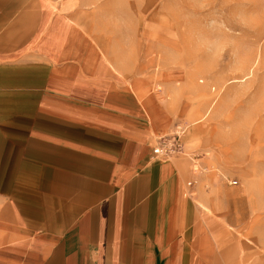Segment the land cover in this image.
<instances>
[{
	"label": "crops",
	"instance_id": "crops-1",
	"mask_svg": "<svg viewBox=\"0 0 264 264\" xmlns=\"http://www.w3.org/2000/svg\"><path fill=\"white\" fill-rule=\"evenodd\" d=\"M51 33L43 0H0V264H235L240 234L196 239L197 167L152 155L164 120L105 58L52 61Z\"/></svg>",
	"mask_w": 264,
	"mask_h": 264
},
{
	"label": "rangeland",
	"instance_id": "rangeland-1",
	"mask_svg": "<svg viewBox=\"0 0 264 264\" xmlns=\"http://www.w3.org/2000/svg\"><path fill=\"white\" fill-rule=\"evenodd\" d=\"M43 5L52 61L105 58L134 101L166 123L152 137L154 148L159 140L178 141L182 151L174 157L197 167L185 181L197 212L201 193L208 198L206 220L197 213V241H208L211 251L224 231L238 233L235 264L264 260V0ZM140 126L150 128L144 120Z\"/></svg>",
	"mask_w": 264,
	"mask_h": 264
},
{
	"label": "built area",
	"instance_id": "built-area-1",
	"mask_svg": "<svg viewBox=\"0 0 264 264\" xmlns=\"http://www.w3.org/2000/svg\"><path fill=\"white\" fill-rule=\"evenodd\" d=\"M182 148L178 144V141H162L159 140L157 148L152 149L153 156H159L162 158L171 157L181 154ZM192 182L186 183L187 188H191Z\"/></svg>",
	"mask_w": 264,
	"mask_h": 264
}]
</instances>
